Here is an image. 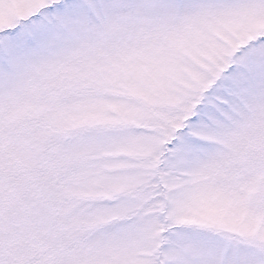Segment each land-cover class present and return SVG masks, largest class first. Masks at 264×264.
Here are the masks:
<instances>
[{
	"label": "snow or ice",
	"instance_id": "1",
	"mask_svg": "<svg viewBox=\"0 0 264 264\" xmlns=\"http://www.w3.org/2000/svg\"><path fill=\"white\" fill-rule=\"evenodd\" d=\"M0 264H264V0H0Z\"/></svg>",
	"mask_w": 264,
	"mask_h": 264
}]
</instances>
